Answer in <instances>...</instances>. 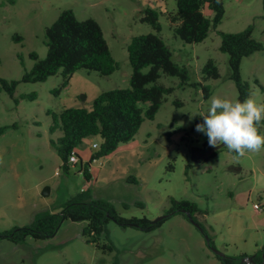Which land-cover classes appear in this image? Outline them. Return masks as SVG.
I'll return each mask as SVG.
<instances>
[{
  "label": "rangeland",
  "instance_id": "rangeland-1",
  "mask_svg": "<svg viewBox=\"0 0 264 264\" xmlns=\"http://www.w3.org/2000/svg\"><path fill=\"white\" fill-rule=\"evenodd\" d=\"M146 7L158 12V34L172 60L187 68L189 80L181 86L178 77L161 74L157 84L173 91L154 118H145L133 139L115 152L94 160L89 180L78 164L66 172L50 145L62 133L49 132L52 119L47 111L90 109L100 92L129 87L126 45L133 36L155 32L140 20ZM223 7L218 26L203 41L190 44L174 36L170 27L176 0H0V78L20 80L24 68L29 70L34 63L31 52L44 58L45 28L65 9L78 20L93 18L99 24L119 66L107 76L80 69L64 87L60 72L42 82H19L14 93L17 104L0 91V127H6L0 134V233L28 225L37 212L59 211L78 191L89 189L92 197L108 200L121 216L151 221L171 207V198L189 200L199 208L194 217L216 250L227 256H250L264 247V150L240 156L223 148L206 162L190 160L191 147L207 140L194 130L202 120L196 114L206 111L213 96L237 98L228 56L219 50L218 32L235 33L251 25L252 37L264 46L261 0H223ZM204 14L212 15L208 8ZM208 59L216 63L219 78L203 79ZM240 76L250 85L247 98L263 103L264 49L242 58ZM194 83L208 85L210 95L204 98L201 86ZM30 93L36 98L22 97ZM93 141L99 143V138H84L75 148L82 163L97 150ZM131 176L135 183L128 181ZM44 187L49 188L46 196ZM85 225L64 220L48 239L27 237L22 243L2 239L0 264H221L202 232L180 213L150 231L109 221L107 235L115 247L111 252L86 242L81 234ZM100 242H106L104 236Z\"/></svg>",
  "mask_w": 264,
  "mask_h": 264
},
{
  "label": "trees",
  "instance_id": "trees-1",
  "mask_svg": "<svg viewBox=\"0 0 264 264\" xmlns=\"http://www.w3.org/2000/svg\"><path fill=\"white\" fill-rule=\"evenodd\" d=\"M261 5L264 17V0H261ZM205 8L211 11L210 17L204 14ZM223 14V0H176V12L169 15V22L174 36L185 43H199L207 37L210 29L218 26ZM140 20L149 24L155 32L133 36L126 45L128 62L131 67L129 87L100 92L93 99L90 109L67 107L59 112L47 111L52 119L49 132L54 133L59 130L62 133L55 140L51 139L50 145L59 156L61 167L66 172L71 166L68 162L70 153L75 151L84 138H99L97 150L85 163L80 161L75 152L78 157L76 163L79 165L78 170L86 180H89L91 178L89 166L94 160L115 152L120 144L133 139L145 118H154L165 96L173 91V87L157 84L161 74L178 77L181 86L189 80L187 68L172 60L170 48L158 34L161 29L158 12L146 7L141 12ZM218 34L220 36L219 50L228 56L229 79L233 81L237 90L236 100L243 101L250 94V85L240 76L241 60L263 50L264 46L252 37L251 25L239 32L219 31ZM15 38L20 39L21 37ZM45 45L44 58H39L35 52L29 53L34 63L29 70L24 68L20 80L0 78V91H4L15 104L18 103V99L14 93L19 82H42L49 76L60 72L63 79L61 87H64L71 75L80 69L95 71L107 76L119 67L110 53L99 24L93 18L78 20L71 9L62 10L58 17L45 28ZM145 67L147 70L143 72L142 69ZM202 75L204 80L219 78V71L213 59L206 61L202 68ZM193 85L201 86L204 98L210 95L208 85L200 83ZM261 89L264 92V88L261 87ZM55 91L57 92L58 89ZM22 97L34 99L36 94H25ZM5 130L6 127L1 126L0 134ZM259 131L264 134V126L260 127ZM223 148L225 147L222 144H218L216 148L210 147L205 140L201 146L191 147V164L206 162ZM191 164H188L186 168H189ZM128 181L135 183L136 179L131 176L128 177ZM170 202L171 207L164 212L168 216L152 222L146 217H123L108 200L94 198L89 189H82L66 200L60 206L59 211L37 212L28 225L2 231L0 240L22 243L27 237L48 239L55 235L64 220L85 221L86 225L82 228L81 234L86 242L95 244L103 252H111L115 247L107 235L106 225L109 221L115 222L120 227L150 231L176 213L182 214L190 221L186 212L202 228L203 236L207 234L194 217V213L199 211L195 202L174 198H171ZM136 204L143 206L140 201ZM124 207H127V204H124ZM103 236L106 242H100ZM205 242L208 247H213L210 237L205 239ZM263 250L264 247L250 256L255 261H260ZM250 256L215 254L221 264H244L242 260L249 259Z\"/></svg>",
  "mask_w": 264,
  "mask_h": 264
},
{
  "label": "clouds",
  "instance_id": "clouds-1",
  "mask_svg": "<svg viewBox=\"0 0 264 264\" xmlns=\"http://www.w3.org/2000/svg\"><path fill=\"white\" fill-rule=\"evenodd\" d=\"M194 130L207 137L210 147L222 144L229 152L243 156L264 150V103L251 98L243 101L213 96Z\"/></svg>",
  "mask_w": 264,
  "mask_h": 264
},
{
  "label": "water",
  "instance_id": "water-1",
  "mask_svg": "<svg viewBox=\"0 0 264 264\" xmlns=\"http://www.w3.org/2000/svg\"><path fill=\"white\" fill-rule=\"evenodd\" d=\"M49 194V188L48 187H44V189L42 190V195L46 196ZM186 215L188 216V219L190 220V222H192L201 232H202V228L196 223L193 221V219L191 218L190 214L188 212H186ZM168 214H162L160 217L156 218L155 220H153L152 222H157L165 217H167ZM205 239L207 240L208 237L205 235L204 236ZM212 251L219 255V256H223L224 254L221 253L220 251L216 250L215 248L211 247ZM249 259H252V256L249 257ZM259 264H264V250H263V253H262V261L259 263Z\"/></svg>",
  "mask_w": 264,
  "mask_h": 264
},
{
  "label": "built area",
  "instance_id": "built-area-1",
  "mask_svg": "<svg viewBox=\"0 0 264 264\" xmlns=\"http://www.w3.org/2000/svg\"><path fill=\"white\" fill-rule=\"evenodd\" d=\"M92 148H98L99 144L96 142L91 143ZM68 162L71 165H75L78 162V157L75 153V151H72L69 155ZM254 208L257 209V205L254 204Z\"/></svg>",
  "mask_w": 264,
  "mask_h": 264
},
{
  "label": "flooded vegetation",
  "instance_id": "flooded-vegetation-1",
  "mask_svg": "<svg viewBox=\"0 0 264 264\" xmlns=\"http://www.w3.org/2000/svg\"><path fill=\"white\" fill-rule=\"evenodd\" d=\"M214 254H215V253H214ZM261 261H262V259H261L260 261H255V260L253 259V257H252V259H248V258H246V259H243V260H242V262H243L244 264H259Z\"/></svg>",
  "mask_w": 264,
  "mask_h": 264
},
{
  "label": "crops",
  "instance_id": "crops-1",
  "mask_svg": "<svg viewBox=\"0 0 264 264\" xmlns=\"http://www.w3.org/2000/svg\"><path fill=\"white\" fill-rule=\"evenodd\" d=\"M93 142H95V141H93ZM93 142H92V143H93Z\"/></svg>",
  "mask_w": 264,
  "mask_h": 264
}]
</instances>
